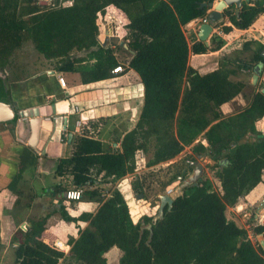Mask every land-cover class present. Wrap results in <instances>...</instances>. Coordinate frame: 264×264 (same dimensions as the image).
<instances>
[{
	"label": "trees",
	"instance_id": "trees-1",
	"mask_svg": "<svg viewBox=\"0 0 264 264\" xmlns=\"http://www.w3.org/2000/svg\"><path fill=\"white\" fill-rule=\"evenodd\" d=\"M214 0H55L46 6L38 0H19L11 10L0 3V71L10 65L14 53L29 41L37 53L57 61L58 71L78 72L83 84L113 77L121 66L117 47L99 41L97 19L115 7L128 19L126 69L134 70L144 88V104L133 130L127 132L120 147L105 146L98 138L107 119L82 124L71 141L69 156L57 161L55 174L71 177V185L83 189L81 201L98 204L95 212L72 216L61 203L55 213L77 229L66 255L54 246L56 238L47 231L48 216L30 221L27 231L12 238L14 264H107L106 254L120 252L119 264H264V250L254 244L245 229L229 220L226 208L234 207L250 190L260 185L264 172V94L255 91L250 104L226 117L216 113L241 95L246 84L233 80V67L253 69L264 64V45L250 41L237 53H248L251 64L220 57L217 70L200 74L189 66V55L218 51L222 40L206 47L197 39L189 46L183 27L208 15ZM264 14V0L243 3L236 13L234 5L223 12L229 23L249 29ZM223 33L232 27L219 23ZM133 53V54H132ZM0 78V100L6 97ZM247 135H251L246 138ZM246 138V139H245ZM207 144L204 145L201 140ZM199 140V141H198ZM153 149L149 166L167 162L191 147L197 157L208 156L218 168L221 194L208 180H200L184 191V196L164 209L163 218L153 222L144 216L133 222L121 191L107 193L101 188L105 177L118 181L136 171L137 153ZM29 151L23 154L24 161ZM25 159V160H24ZM60 185L58 193H66ZM141 192V186L134 185ZM109 195H107V194ZM64 198H62V201ZM254 236L264 238V223L252 228ZM16 244V245H14ZM56 244L66 249L63 242Z\"/></svg>",
	"mask_w": 264,
	"mask_h": 264
},
{
	"label": "crops",
	"instance_id": "crops-1",
	"mask_svg": "<svg viewBox=\"0 0 264 264\" xmlns=\"http://www.w3.org/2000/svg\"><path fill=\"white\" fill-rule=\"evenodd\" d=\"M17 1L19 0H0V3L13 10ZM219 1L221 0H214L213 4H217ZM111 9L116 8L109 7L107 11ZM125 20L126 26L128 24L126 16ZM222 23L232 27V30L227 34L223 33L222 26L213 30L212 35L216 33L222 41H225L221 49L204 55H189V66L200 74L210 73L218 69L221 55L229 54L233 50L229 40L232 39L234 42V37L243 43L259 41L264 45V14L259 16L253 25L246 30L233 27L226 16H224ZM200 25V20H196L184 26L183 30H187L189 35L193 34L197 38ZM105 34L103 45L114 47L109 42L112 41V37L108 38L107 29ZM209 46H211V42ZM236 48L241 49L242 47L239 45ZM38 55L40 58L37 57L38 64L35 66V70L33 72L32 70H30L31 72L26 71L19 75L14 74L12 86L6 87L7 102L15 103L18 108H24L30 113L37 109L43 120L35 148L22 143V140H28L24 129H21L20 134L16 135L10 126L0 127V264H12L11 256L12 253L14 254L12 238L22 224L30 225L27 216L37 214L39 209H44L47 212L50 209L56 212L62 203L72 216H78L83 212H95L98 208V204L93 202L72 201L68 203L65 200V192L58 193L55 188L59 185L65 188L66 184L70 183V186L66 187V191L73 189L71 177H58L55 171L53 186L47 189L45 195L41 196L35 189V183L41 182L42 177L34 176L33 171L38 174H48L45 166L53 164L56 167L59 159L69 156L72 146L71 142L68 143V134L72 133L74 137L79 129L78 124L82 125L89 120L107 119L106 125L99 131L98 138L103 141L105 146L110 144L113 147H120V143H115L114 140L119 138L121 141L127 132L135 128L144 104V88L139 75L134 70L125 68L124 73L113 75L110 79L83 84L78 72L58 71L53 65L48 64H51V60H47L39 53ZM206 56H209L211 60L206 62L199 60ZM13 57L10 65L4 71L7 78L11 77V67L15 64ZM50 71L54 72L52 76L49 74ZM242 71L251 73L250 69ZM253 74L254 70L250 75L251 81ZM58 77L64 78L65 88L60 86ZM248 77V75H241V79ZM241 81L244 82V80ZM257 83L262 84V88L264 87L263 75ZM53 104L55 115L52 114ZM228 104L230 102L222 107L226 109ZM54 121L58 129L55 132L53 131ZM63 127H66V130H63ZM250 136L247 135L246 138ZM202 143L206 145L205 141ZM25 150H28L30 154L28 155L29 160L26 159L23 166ZM55 193L58 198L52 199L51 195ZM26 195H31L33 199L29 204L24 205L21 200ZM62 198H64L63 201ZM73 203L77 209H70ZM55 212L48 216L46 229L56 238V242L61 241L65 244L69 253L70 246L67 237L72 234L75 226L62 221ZM74 230L76 231V229ZM110 251L116 250L113 248Z\"/></svg>",
	"mask_w": 264,
	"mask_h": 264
},
{
	"label": "rangeland",
	"instance_id": "rangeland-1",
	"mask_svg": "<svg viewBox=\"0 0 264 264\" xmlns=\"http://www.w3.org/2000/svg\"><path fill=\"white\" fill-rule=\"evenodd\" d=\"M211 10V9H210ZM125 16L119 12L116 9H111L107 11L106 15H99L97 19V25L99 29V41L101 44L105 43V31L106 29L111 33L112 32V46L117 47L114 50H116V56L118 60L120 61V65L123 67L125 71V67L127 66V63L130 59V52L125 51L123 49L118 48V45H121L120 43L123 41L125 42L128 29L125 26ZM186 38L188 40L189 46L192 45L193 41L197 38L195 35H189L188 31L185 30ZM227 34V33H226ZM110 35V34H109ZM215 35V36H214ZM218 38L220 36L216 35L214 33L209 38V44L210 42L214 44V46L217 43ZM233 40H229L230 47L233 48L231 52L228 54L227 59L239 61V63L246 65L251 64L249 54L245 52L243 53H237L239 49V45L244 44L241 40L234 37ZM225 44V41L222 42ZM232 43V44H231ZM243 43V44H242ZM110 46V45H108ZM248 54V55H247ZM37 57L40 58L38 53L33 48V45L31 42L27 41L25 42L21 49L16 51L14 53V65L11 67V77L7 78L5 75V72L0 71V78L2 79L3 84L6 87L12 86L14 74H22L23 72H32L35 70V66L38 64ZM202 62L210 61V57L206 56L205 58L199 59ZM58 60L52 61L51 64L48 63L50 66L56 67V63ZM229 67H233L236 71V75L232 77L233 80H244L246 84V88L244 89L243 93L239 95L236 99L230 102L228 106L221 107L218 110L216 109V113L220 115V117H226L231 114H234L238 111H241L245 109L251 101L252 95L256 90H259L262 88L261 85L257 83L256 86L252 84L250 75L253 73V69L250 74L244 73L241 69H238L236 63H232L231 65H228ZM34 68V69H33ZM7 69V68H6ZM13 73V74H12ZM241 75H248L249 77L246 79H241ZM254 75V74H253ZM2 100H7L5 96H1ZM246 139V138H245ZM201 140V139H200ZM199 141V140H198ZM204 140H201V142ZM207 146V144H206ZM153 149L151 147L150 152L148 154H142L141 152L137 153V166L136 171L133 174H129L126 177L113 182L111 179L105 177L106 183L101 184V188L104 192H111L114 189H118L123 194L124 198L126 199L130 215L133 220V222H142L144 216L149 217H156L158 214V210L160 207V196L168 194L170 191L175 190L176 187L180 186L185 179H187L189 176H191L194 172L195 167L191 165V162L198 161L199 163H202L205 165V172L203 173L200 180H208L211 189L221 194V184L217 178L218 168L214 167V165H210L209 161H206L207 156L203 157H197L191 147H185L184 151L178 155L176 158L169 160L167 162L160 163L158 165L149 166V161L152 159ZM29 159L27 158V161ZM25 164V161H24ZM26 166V165H25ZM55 165L48 164V166H45V170H47L49 173H34V176H40L42 177L41 182L35 183V189L38 191L39 194L45 195L48 188L53 186L54 184V171H55ZM39 171V170H38ZM120 182V183H119ZM138 184L141 186V192H138L134 190V185ZM70 186V183L66 184V187ZM65 187V189H66ZM106 193V194H107ZM110 194V193H109ZM107 194V195H109ZM52 199H57V194L51 195ZM31 195H26L23 197L24 205L29 204V202L32 201ZM264 173L262 175L261 183L256 188L250 190L245 196H243L235 205L234 207H227L226 208V216L229 220L235 222L237 226L243 228L246 230L248 238L251 240L252 243L257 244L260 243L261 240H264L262 236H254L252 234V228L255 225L263 224L264 223ZM70 209H77L76 205L73 203L70 206ZM57 210V209H56ZM55 212V211H54ZM53 210H50L47 212L44 209H39L37 214L27 216L29 221H37L43 219L46 215L51 216L53 213ZM57 214V213H56ZM78 215V214H77ZM26 217V218H27ZM28 225L27 223H24ZM76 228H73V232L71 235L67 237L68 241L70 239H75L77 234L74 230ZM20 229H18L17 232H19ZM116 251L112 252L109 251L105 256L107 259V264H119V257L120 252L117 248H115ZM14 254L12 253L11 261L12 264L14 263Z\"/></svg>",
	"mask_w": 264,
	"mask_h": 264
},
{
	"label": "water",
	"instance_id": "water-1",
	"mask_svg": "<svg viewBox=\"0 0 264 264\" xmlns=\"http://www.w3.org/2000/svg\"><path fill=\"white\" fill-rule=\"evenodd\" d=\"M256 0H221L217 4H206L204 3V7H208L211 9L208 19V23L201 24L197 33V38L199 42L205 44L206 47H209V38L212 35L214 29L217 28L218 24L223 21L224 15L223 12L229 6L234 5L236 7V13L238 14L243 6V3H250ZM41 5L46 6V3H41ZM121 45H125V42H121ZM133 54V53H132ZM264 57V51L261 54ZM49 74L52 76L54 74L53 71H50ZM264 74V64H258L254 68V75L252 79V84L254 86L257 85V82L261 75ZM261 93L264 94V87L261 89ZM55 106L52 105V114L55 115ZM43 118L39 116V112L37 109H34L33 112H29L24 108H18L15 103L4 102L0 100V127L10 126L12 128V132L14 134L19 135L20 130L24 129L27 133L28 140H22V143L25 145H29L32 148H35L38 143L39 132L41 128ZM55 121L53 122V131H57L58 129L55 126ZM63 130H66V127H63ZM73 137L72 133L68 134V143L71 142ZM206 161H209L210 165H215L216 162L210 159L208 156L206 157ZM191 165L195 167L194 172L191 176L183 181V183L176 187L175 190L169 192L166 195L160 196V207L158 210V214L153 218V222L161 220L163 218L164 209L168 206V209H171L173 202L177 200L179 197L184 196V191L191 185H196L203 173L205 172V165L199 163L198 161L191 162ZM264 206V203H263ZM260 245L264 250V240L260 241Z\"/></svg>",
	"mask_w": 264,
	"mask_h": 264
},
{
	"label": "built area",
	"instance_id": "built-area-1",
	"mask_svg": "<svg viewBox=\"0 0 264 264\" xmlns=\"http://www.w3.org/2000/svg\"><path fill=\"white\" fill-rule=\"evenodd\" d=\"M38 1H40V3H46V4L48 5V4L53 3L55 0H38ZM209 13H210V12H208V15H209ZM208 15H207L205 18H203V19L200 20V24H204V23H208V22H209ZM107 31H108V30H107ZM109 34H110V35H109ZM107 36H108V38H109V37H112V33H110V32L108 31ZM122 73H124V69H123L122 66H118V67L114 68L113 71H112V74H113V75H116V74H122ZM263 77H264V74H263ZM58 81H59V84H60V86H61L62 88H65V87H66V83H65V81H64V78H62V77H58ZM78 127H79V128L81 127L80 123L78 124ZM258 128H259V129L264 128V117L258 122ZM78 130H79V129H78ZM263 173H264V172H263ZM83 191H84L83 189H77V188L70 189V190L66 191V193H65V200H66L68 203H69V202H72V201H77V202H79V201H81V199H82ZM170 192H171V191H170ZM27 228H28V225H26V224H22V225L20 226V230H21V231H24V232L27 231ZM54 246H55L56 248H58L59 250L63 251L66 255L68 254V252H67L66 249H61V248L56 244V241H55V243H54ZM70 248H71V247H70Z\"/></svg>",
	"mask_w": 264,
	"mask_h": 264
},
{
	"label": "flooded vegetation",
	"instance_id": "flooded-vegetation-1",
	"mask_svg": "<svg viewBox=\"0 0 264 264\" xmlns=\"http://www.w3.org/2000/svg\"><path fill=\"white\" fill-rule=\"evenodd\" d=\"M224 163H226V160H220V161H217V162H216V164H219V165H222V164H224ZM216 164H215V165H216Z\"/></svg>",
	"mask_w": 264,
	"mask_h": 264
}]
</instances>
